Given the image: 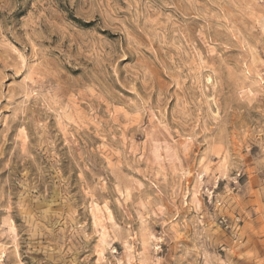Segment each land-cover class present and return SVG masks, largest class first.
<instances>
[{
  "label": "rangeland",
  "instance_id": "rangeland-1",
  "mask_svg": "<svg viewBox=\"0 0 264 264\" xmlns=\"http://www.w3.org/2000/svg\"><path fill=\"white\" fill-rule=\"evenodd\" d=\"M0 264H264V0H0Z\"/></svg>",
  "mask_w": 264,
  "mask_h": 264
}]
</instances>
